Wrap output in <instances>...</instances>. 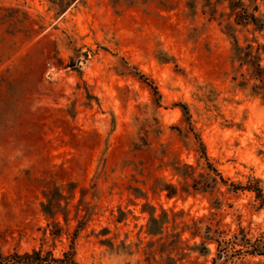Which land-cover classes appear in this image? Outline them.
<instances>
[{"label":"rangeland","instance_id":"1","mask_svg":"<svg viewBox=\"0 0 264 264\" xmlns=\"http://www.w3.org/2000/svg\"><path fill=\"white\" fill-rule=\"evenodd\" d=\"M241 8L264 19V0H0L3 252L39 247L60 187L70 217L94 213L81 264H264L208 240L264 237L254 194L193 188L201 142L228 183L264 189V30L236 24Z\"/></svg>","mask_w":264,"mask_h":264},{"label":"trees","instance_id":"2","mask_svg":"<svg viewBox=\"0 0 264 264\" xmlns=\"http://www.w3.org/2000/svg\"><path fill=\"white\" fill-rule=\"evenodd\" d=\"M258 6L255 8L257 11ZM242 13H238L236 17V24L252 25L255 30H264V19L262 17H256L254 14H250L246 9L241 8ZM249 51L245 52V56L249 57L251 55V46H247ZM260 46L256 48V54L258 61L254 66L253 78L256 79L260 85L255 87L257 95H261V99L264 101V67L261 65L260 61ZM264 51V50H263ZM144 81H148L143 75L140 76ZM148 83V82H146ZM150 87L157 94V89L151 82H149ZM185 114H187V109L182 106ZM198 140V139H197ZM200 141V140H198ZM201 149V157L204 158L206 162V181L195 182L193 185L194 190L199 188L206 191L210 188H215L218 184L228 187L231 191L235 192L237 190H246L254 194L255 200L259 204V208H264V189L261 188L258 183H250L246 186L235 185L233 183H228V180L224 179L222 175L208 162L205 156L203 146ZM203 178V175H201ZM202 183V184H201ZM201 184V185H200ZM200 185V186H199ZM172 193V192H171ZM170 193V194H171ZM169 194V195H170ZM45 202L41 204V212L46 217L47 224L45 227L38 229L40 231V244L37 248H32L30 251H19L16 247L3 252L0 246V264H81L77 260V243L81 238L82 234L89 227V222L91 221L94 213L92 208L89 206L80 209V204L75 207V212L72 217H70V210L68 208L69 202L66 200L62 193L60 187H54L45 193ZM94 197V193H92ZM83 211V214H81ZM62 216L64 224H60L58 217ZM204 218L194 221L193 224H202ZM72 221L76 224H70ZM208 233L211 231V224L213 219L207 218ZM173 224H175V217H173ZM168 223V218L165 221H158L153 215L150 218L149 224H165ZM219 224V223H217ZM264 237L255 239L251 241L246 238L245 235H241L239 238L237 235L233 239L225 240L218 236L209 237L213 243H216L217 248V258L223 259L225 263L233 261L235 258H241L245 256H264ZM64 241V242H63ZM60 242L64 244V249L59 255L55 254L56 243ZM215 260V259H214Z\"/></svg>","mask_w":264,"mask_h":264}]
</instances>
